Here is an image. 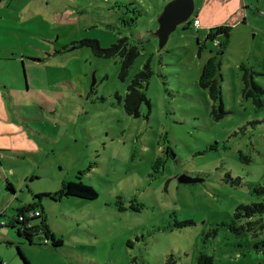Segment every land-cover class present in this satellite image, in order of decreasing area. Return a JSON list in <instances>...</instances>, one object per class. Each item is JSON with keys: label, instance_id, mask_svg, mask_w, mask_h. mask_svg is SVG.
<instances>
[{"label": "rangeland", "instance_id": "rangeland-1", "mask_svg": "<svg viewBox=\"0 0 264 264\" xmlns=\"http://www.w3.org/2000/svg\"><path fill=\"white\" fill-rule=\"evenodd\" d=\"M168 1L0 0V115L8 116L0 129L12 133L0 147V211L35 204L62 239L53 246L38 232L26 240L30 264H164L169 256L195 264L201 252L213 264H264V210L236 216L240 205L264 204L254 190L264 186V93L244 96L240 69L264 89V17L250 5L239 20L236 3L207 17L204 0H193L189 19L210 26L180 24L160 49L153 33ZM219 19L228 35L207 39ZM123 37L139 50L124 75L120 56L81 43L107 48ZM211 56L223 115L199 83ZM147 62V101L129 114L127 87ZM26 85L36 90L34 111L16 107L20 121L7 87ZM181 174L201 181L180 183ZM68 180L92 185L97 197L60 193Z\"/></svg>", "mask_w": 264, "mask_h": 264}, {"label": "trees", "instance_id": "trees-1", "mask_svg": "<svg viewBox=\"0 0 264 264\" xmlns=\"http://www.w3.org/2000/svg\"><path fill=\"white\" fill-rule=\"evenodd\" d=\"M195 19L198 18L194 17L193 19H188L187 22H185L184 24L193 25V21ZM228 31H229V27L227 25L215 26L207 32L206 38L214 39L219 34H224L225 36H227ZM81 43L89 45L92 48V51L95 55L103 56L107 58L120 56L121 73L123 75L128 72L129 68L134 63V60L139 54L138 47L136 45L131 44L128 41V38L125 37L119 38L115 43L111 44L107 48H102L99 42L94 39L83 41ZM216 44L220 45V43H216ZM74 47L75 45L71 46V48ZM220 53H222V50L219 51V54ZM240 69L243 70L242 94L246 97L251 96L253 97V99H255V97L259 98V96L264 93V89L254 81L253 79L254 72L250 68L246 67L244 64L240 65ZM218 71H219V62L217 60V57L211 56L203 65L202 72L199 77V83L202 87L207 88L209 90L210 97L213 100L218 101V110L220 112V115H223L225 111L223 110V104L220 99L219 79L216 76L218 74ZM151 73L152 72L149 63L147 62L143 66V68L135 74V76L131 80V83L128 85L127 92L124 97V106H125V110L129 114L139 115L138 109L140 103L142 101H147L142 88L143 85L148 82ZM254 101L259 102L260 99ZM159 163H162V160L160 157H157L154 161V165H157ZM237 180L238 178L234 181L238 182ZM7 187L9 189H12L10 183H8ZM254 190L258 193H261L264 191V186L256 187ZM60 193L64 195L78 196L81 198H87L91 200L97 197V191L95 190V188L92 185L85 184L80 180L64 181L62 183ZM43 196H49V195H43ZM35 197L39 198L40 196L36 195ZM34 207H36L35 204H32L25 208H21L17 214L24 213L25 211L33 209ZM120 209H124V208L121 207ZM240 210H244L245 212L244 216L251 217L255 212H262L264 210V204L260 203L253 205H240L238 207L236 216L242 215L239 212ZM40 217H41L40 225L31 226V227H24V226L21 227L22 223L19 222L17 219H15L14 225H20V228L18 227V233L21 236H23L27 241H29V243H33L32 238L34 235H36L38 232H42L44 233L46 238L51 240V245L59 246L62 243V239L54 237V235L48 230L44 217L40 215L37 218ZM191 222H192L191 220H185V221L176 222V224L183 225V224H189ZM17 249L23 261L26 264H30L27 261V259L24 257V255L21 253L20 249L18 247ZM164 264H178V263L172 256H169L165 260ZM195 264H213V258L211 255L201 252L197 257Z\"/></svg>", "mask_w": 264, "mask_h": 264}, {"label": "crops", "instance_id": "crops-1", "mask_svg": "<svg viewBox=\"0 0 264 264\" xmlns=\"http://www.w3.org/2000/svg\"><path fill=\"white\" fill-rule=\"evenodd\" d=\"M231 3L232 4L236 3L237 5L236 8H234L233 13L237 15L239 20H242V21L248 20L250 5L252 7L255 6L252 10L257 11L258 17H264V0H204L203 7L201 6L199 10L203 9L205 11L203 15L208 17L209 15L218 13L219 9L229 6ZM195 17L198 18L199 20V26L197 28L201 27L202 25H203V28L210 26L208 25V23H205L204 25L202 22V19L199 18L198 14ZM214 24L216 26L226 25L227 21H222V19H219ZM1 85L6 86L5 84L3 85L2 82H0V88H1ZM35 93H36V90L31 88L29 85H26V88L23 87V88L16 89V90H13L9 86L7 87V94L9 96V104H13L14 112H16L14 113L13 117H17L20 121H22L20 118V115H18L16 111V107L18 106H23L24 108H27V111H30V112L34 111L30 101L34 98ZM30 107L32 108L31 110H30ZM5 119L8 120V116L4 117L0 115V121H3ZM8 129L9 128H5L3 131L0 129V147L4 146V144H2L3 135H5V133H9L10 135H12V133ZM10 146L14 147L12 142H10ZM8 183L11 184L12 189H9L7 187ZM6 190L10 191L11 194L15 193L12 183L8 180H6ZM19 210H17L16 213H11L7 215L4 212L0 211V218L1 217L3 218L0 220V229H4L0 231V243H2L0 245V264L1 263L21 264L20 261L17 260L15 253L13 254V252L11 251L12 248L15 246L20 249L21 253L27 259V261L29 263L31 262V258L28 255V251H27L26 239L18 233V227L20 228V225H14L15 217L17 213L19 212ZM40 215L42 216L44 214L40 212ZM2 221L4 222V224H1ZM36 225L37 224L32 223V226H36ZM32 241H33V238H32Z\"/></svg>", "mask_w": 264, "mask_h": 264}, {"label": "water", "instance_id": "water-1", "mask_svg": "<svg viewBox=\"0 0 264 264\" xmlns=\"http://www.w3.org/2000/svg\"><path fill=\"white\" fill-rule=\"evenodd\" d=\"M193 12V0H169L163 6L157 17L158 27L153 33L158 38V46L160 49L165 45L169 35L177 26L187 22ZM199 181H201L200 178L191 177L186 174L178 176V182L180 183H194Z\"/></svg>", "mask_w": 264, "mask_h": 264}, {"label": "built area", "instance_id": "built-area-1", "mask_svg": "<svg viewBox=\"0 0 264 264\" xmlns=\"http://www.w3.org/2000/svg\"><path fill=\"white\" fill-rule=\"evenodd\" d=\"M193 26L194 27H198L199 26V20L198 19H195L193 21ZM27 212V214H25ZM40 216V211L39 210H28V211H25L24 213H20V214H17L15 219H17L19 222L22 223V226L21 227H31V223H30V219L31 218H34V217H38ZM1 224H4V222L2 221ZM43 243H47L46 240L43 241ZM3 264V263H1Z\"/></svg>", "mask_w": 264, "mask_h": 264}]
</instances>
